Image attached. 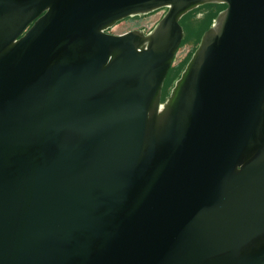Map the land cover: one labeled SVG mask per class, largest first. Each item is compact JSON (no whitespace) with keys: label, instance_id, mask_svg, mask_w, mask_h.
Segmentation results:
<instances>
[{"label":"water","instance_id":"95a60500","mask_svg":"<svg viewBox=\"0 0 264 264\" xmlns=\"http://www.w3.org/2000/svg\"><path fill=\"white\" fill-rule=\"evenodd\" d=\"M0 264H264V0H0Z\"/></svg>","mask_w":264,"mask_h":264},{"label":"rangeland","instance_id":"374dc122","mask_svg":"<svg viewBox=\"0 0 264 264\" xmlns=\"http://www.w3.org/2000/svg\"><path fill=\"white\" fill-rule=\"evenodd\" d=\"M208 8L202 7L201 9L189 14L182 22V27L184 30V41L179 46L178 51L175 54L172 68L168 74L166 83L164 85V96L166 97L172 87L174 81L178 78L181 68H183V61L189 54L191 50L196 45L197 37L199 36V26L207 18ZM163 10H158L152 12L151 14L142 17L127 18L123 21L114 25L109 32L113 34H121L133 29H143L146 26H150L158 21L162 16ZM199 42V41H198Z\"/></svg>","mask_w":264,"mask_h":264},{"label":"trees","instance_id":"16d2710c","mask_svg":"<svg viewBox=\"0 0 264 264\" xmlns=\"http://www.w3.org/2000/svg\"><path fill=\"white\" fill-rule=\"evenodd\" d=\"M202 7H205V9L208 8V10H207V11H208L207 18L202 22V24H200V26H199V36L197 37L196 45H195V47L193 48V50H191V51L189 52V54L187 55V57H186L185 60L183 61L184 64L187 63V61L189 60V58H190L192 52H193L194 49L196 48V46H197V44H198V41H199V39H200L199 37H201L202 33H203L206 29L209 28V26L211 25L213 19H214L215 16L217 15V13H218L219 11H221V10L225 7V5H224V4H206V5L200 6V7L196 8V9H194V10H192V11L195 12V11L201 9ZM192 11L189 12V13H187L186 15H184V16L181 18V20H180V24H181V26H182V22H183V20L185 19V17H187L189 14H191ZM183 41H184V39L182 40L181 44L183 43ZM181 44H180V45H181ZM184 64H182L183 67L185 66ZM171 68H172V67H170V69H169V71H168V74H169ZM182 69H183V68H181L180 72L182 71ZM180 72H179V74H180ZM168 74H167V77H168ZM167 77H166V79H165L164 85H165V83H166ZM164 85H163V90H162V100L165 98L164 93H163V92H164Z\"/></svg>","mask_w":264,"mask_h":264},{"label":"built area","instance_id":"2783aa9c","mask_svg":"<svg viewBox=\"0 0 264 264\" xmlns=\"http://www.w3.org/2000/svg\"><path fill=\"white\" fill-rule=\"evenodd\" d=\"M154 26V24H151L150 26H146L145 28H143L145 31H149L152 27Z\"/></svg>","mask_w":264,"mask_h":264},{"label":"flooded vegetation","instance_id":"af4514ba","mask_svg":"<svg viewBox=\"0 0 264 264\" xmlns=\"http://www.w3.org/2000/svg\"><path fill=\"white\" fill-rule=\"evenodd\" d=\"M127 19V18H126ZM123 21V20H122ZM121 22V21H120ZM119 23V22H118Z\"/></svg>","mask_w":264,"mask_h":264}]
</instances>
